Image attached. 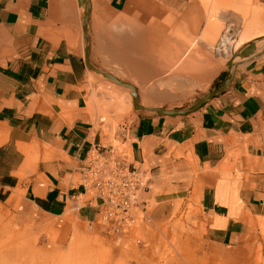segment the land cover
I'll list each match as a JSON object with an SVG mask.
<instances>
[{
  "label": "crops",
  "instance_id": "1",
  "mask_svg": "<svg viewBox=\"0 0 264 264\" xmlns=\"http://www.w3.org/2000/svg\"><path fill=\"white\" fill-rule=\"evenodd\" d=\"M89 2V63L149 109L220 91L228 70L209 53L218 55L216 23L264 35V0ZM83 12L77 0H0V202L26 223L90 224L101 201L80 169L92 146L120 137L148 179L146 220L129 238L180 231L200 264H264V55L237 62L195 111L134 109L114 126L125 119L115 97L126 109L130 90L86 66Z\"/></svg>",
  "mask_w": 264,
  "mask_h": 264
},
{
  "label": "rangeland",
  "instance_id": "2",
  "mask_svg": "<svg viewBox=\"0 0 264 264\" xmlns=\"http://www.w3.org/2000/svg\"><path fill=\"white\" fill-rule=\"evenodd\" d=\"M221 10L215 9V21ZM214 26L216 30L211 46L217 42L226 27L223 23H216ZM233 27L237 34L234 40H229L223 52L217 55L209 51L218 61L226 63L227 70L230 65L239 62L237 58L233 63L234 57L249 43H257L255 50L264 47V35L249 39L245 34V24L239 22ZM98 77L103 82L107 81L102 76ZM105 83L110 85L109 82ZM100 89L104 93L105 88ZM115 99L118 101L117 112L125 119L113 120L114 126L119 123L129 124V117L134 110L132 103H127L125 109L123 99ZM192 107L183 106L168 110H188ZM119 138L111 144L126 152V144ZM140 226L136 229L137 233ZM182 233L171 232L166 240L163 236L159 237L156 231L150 238L137 234L134 239H111L98 227L74 218L69 221L59 219L53 225L26 223L17 219L13 211L0 202V264H200L196 258H192L189 247H182L175 240V234L179 237ZM135 239L140 242L137 243ZM195 251L193 249V253Z\"/></svg>",
  "mask_w": 264,
  "mask_h": 264
},
{
  "label": "built area",
  "instance_id": "3",
  "mask_svg": "<svg viewBox=\"0 0 264 264\" xmlns=\"http://www.w3.org/2000/svg\"><path fill=\"white\" fill-rule=\"evenodd\" d=\"M236 34L231 27L224 29L214 52H223ZM126 157V152L114 145L97 144L89 149L80 169L83 187L101 201L97 217L89 225L111 239L128 238L146 220L144 193L148 179Z\"/></svg>",
  "mask_w": 264,
  "mask_h": 264
},
{
  "label": "water",
  "instance_id": "4",
  "mask_svg": "<svg viewBox=\"0 0 264 264\" xmlns=\"http://www.w3.org/2000/svg\"><path fill=\"white\" fill-rule=\"evenodd\" d=\"M78 5L79 6H83L84 8V12H83V32H84V36H85V40H86V47H85V64L86 66L100 74L102 77H104L105 79L112 81L116 84H119L121 86H124L126 88H128L130 90V94H131V98H132V106L134 109H140V110H147V111H152L158 115H185L188 114L192 111H195L196 109H198L203 103H205L208 99L214 97L215 95H217L218 93H221L226 86L229 84V82L231 81L232 78V74H233V69L230 70V66H229V70L226 74V78L224 80V84L223 87L220 89V91H216V92H211L208 93L207 95L201 97L198 102L194 105V107L188 109V110H167V109H149V108H145L141 105H139V103L137 102V92L136 89L131 86L130 84H127L123 81H120L116 78H114L112 75L106 73V72H102L99 71L97 69H95L88 60V51H89V46H88V32H87V25H88V21H89V16H90V2L89 0H77ZM240 57L243 59H248L254 56H260V55H264V48H262L260 51H256L255 50V43H249L248 46H246L240 53H239Z\"/></svg>",
  "mask_w": 264,
  "mask_h": 264
},
{
  "label": "bare ground",
  "instance_id": "5",
  "mask_svg": "<svg viewBox=\"0 0 264 264\" xmlns=\"http://www.w3.org/2000/svg\"><path fill=\"white\" fill-rule=\"evenodd\" d=\"M255 44H257V43H255ZM261 45V44H260ZM262 48H264V47H261L260 49H258V50H256L257 52L258 51H260ZM238 58V61H241V60H243V58H241L240 57V55L239 54H237L235 57H234V60H233V63L235 62V60ZM235 65H230V70H232V68L234 67ZM100 75V74H99ZM129 90V89H128Z\"/></svg>",
  "mask_w": 264,
  "mask_h": 264
},
{
  "label": "trees",
  "instance_id": "6",
  "mask_svg": "<svg viewBox=\"0 0 264 264\" xmlns=\"http://www.w3.org/2000/svg\"><path fill=\"white\" fill-rule=\"evenodd\" d=\"M224 76H225V73H223L222 77L224 78Z\"/></svg>",
  "mask_w": 264,
  "mask_h": 264
}]
</instances>
